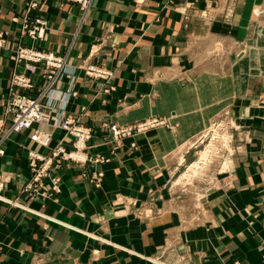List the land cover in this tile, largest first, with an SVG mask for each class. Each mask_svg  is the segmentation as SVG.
I'll return each mask as SVG.
<instances>
[{
  "label": "crops",
  "instance_id": "crops-1",
  "mask_svg": "<svg viewBox=\"0 0 264 264\" xmlns=\"http://www.w3.org/2000/svg\"><path fill=\"white\" fill-rule=\"evenodd\" d=\"M31 1L0 0V137L13 122L3 107L12 77L24 70V62L15 60L18 46L57 55L69 51L71 73L51 93L58 98L52 115L73 116L91 127L88 151L110 160L63 163L53 173L61 177V191L30 198L23 191L31 181L29 151L45 156L59 146L71 149L74 138L52 121L6 137L0 178L8 174L11 179L1 194L25 207L0 200V264H155L165 256L170 264H264V105L259 103L264 98V0H232L234 9L243 4L238 40L246 45L234 57L232 71L185 83L164 76L182 17L176 0H95L83 22L76 3L37 0L39 7L29 18L47 21L46 38L37 41L22 33ZM85 62L113 70L116 89L104 92L107 82L86 75ZM44 71L39 64L34 87L22 89L25 94L36 97L47 85ZM70 86L77 94L65 102L60 97ZM226 108L239 131L232 169L220 177L227 185L216 192L217 213L208 222L180 228L172 223L165 249L171 251L163 255L155 232L160 219L145 225L143 217L134 216L131 200L143 194L147 182L177 165L173 155ZM172 113L178 123L174 130L152 129L120 145L108 139L107 123L126 125ZM36 130L51 133L49 146L31 139ZM97 170L105 173L99 188L88 179ZM43 181L51 186L49 178Z\"/></svg>",
  "mask_w": 264,
  "mask_h": 264
},
{
  "label": "rangeland",
  "instance_id": "rangeland-1",
  "mask_svg": "<svg viewBox=\"0 0 264 264\" xmlns=\"http://www.w3.org/2000/svg\"><path fill=\"white\" fill-rule=\"evenodd\" d=\"M34 1L37 2L35 8L39 7V2L37 0H32L31 3ZM67 1L79 5L82 11L81 22H83L95 0L87 12H84L81 2L77 0ZM176 2L177 12L180 13L182 17H180L181 20L177 22V48L174 50L175 52H173V57L169 65H166L168 69L164 73L165 78L169 81L181 80L185 83L192 78L201 75H204V77L208 75L209 78L217 76L218 72L226 77L232 71L234 57H238V55L242 54L246 49L244 41L238 40V28L242 25V23H240L242 9L240 7L243 5L242 2L239 3L240 5L237 9H234L236 6L233 7L231 5L232 0H176ZM259 12L260 11H257V13ZM36 19L37 18L29 19V25L31 27L35 25ZM59 56L67 57L68 63L69 51L66 55ZM67 63L61 74L62 78H60L58 84H56L57 88L63 77L71 73L67 68ZM91 65L108 71L110 75L108 77H97L95 74L89 73L90 71L88 72L87 68ZM81 68L86 75L107 82V85L103 88L104 92H112L116 89V85L112 82L114 77L113 70L107 69L106 67L93 62H85ZM62 93H67V101L70 97L77 94L72 86ZM48 97V95L45 97L46 101L49 99ZM8 98L3 103L4 111L7 115L11 114L7 113L6 109ZM259 103L260 105H264V98L260 99ZM229 109L230 108H226L224 114L222 116H216L212 122L208 120L204 126V130L194 136L186 145H184V147L179 149L173 155L174 158H177V165H171L170 169L166 168L168 170L165 169L163 171L158 178L159 180L153 179L147 182L145 185V191H141L143 194L137 199L135 197L131 200L133 208L135 206V209H137V213L135 212L134 216L139 218L143 217L145 225L149 224V226H151L155 220L160 219L161 226L155 232L157 234V242L161 243L160 247L163 246V255H166L171 251L169 249L166 251L165 249L169 246L166 245V243L170 242V235H172V223L176 224L174 227L180 228L195 224L202 220L208 222L212 219L214 214L216 215L217 213L218 197L216 196V192L222 190L227 185L223 180H220V177L222 174H226L232 169L230 159L235 151L236 135L239 131L235 120L228 114ZM175 117L176 113H172L165 116L148 117L144 120L126 125L112 122L107 123L105 126L110 133L108 139L111 142H114L115 145H120L124 138L133 137L140 133H146L152 129H176L178 123L176 122ZM55 118L58 120L73 118L78 125L90 128L93 136L92 128L82 124L79 118L64 115L61 117L56 116ZM151 121H157V123L154 122L153 126L150 125L148 127V123L150 124ZM146 122L148 123L145 131H136L131 135L125 134L120 139H116L113 136V125L125 130L130 126L134 127ZM67 134L74 138L73 148L71 149L59 146L54 148L51 154L45 156L35 150L29 151L28 164L31 172V181L24 187L23 191L27 193L30 198L37 197L38 195H52L61 191V177H58L53 173H55L54 170L63 163H73L86 166L89 163L102 164L110 160V158L106 157L104 154L90 153L88 151V142L84 152L91 157L89 160L85 162H77L72 158H66L62 149L64 148L66 150L74 151L76 141L72 134ZM1 138L3 137H0V139ZM131 147L136 148L137 144L133 142L131 143ZM114 150H112V152H114ZM32 151L43 157V160H39V168L46 165V161L49 159L52 160L50 164L46 165V172L48 171L49 175L45 177H43V175V178L40 177L39 180H36L37 172L32 169L30 163V153ZM204 154L205 156L203 157ZM196 163H198L197 166L194 165ZM191 165H194L195 168L191 167ZM104 175L105 173L103 170H97L88 176V179L93 187L95 186L99 188L102 186ZM44 178H49L51 180V186L48 187V185L44 183ZM10 179L11 176L8 174L3 176V178H0V182H4L5 184V187L2 190L6 188L7 182L10 181ZM39 187L42 188L39 189ZM1 191V201H5L13 206L25 207L24 204L18 201L6 199L4 195L1 194ZM127 204L130 205V202L127 201L126 205ZM132 222L136 223L134 220ZM176 233H178V231H176ZM161 258L162 259H157L155 264H170L165 260L166 256Z\"/></svg>",
  "mask_w": 264,
  "mask_h": 264
},
{
  "label": "built area",
  "instance_id": "built-area-1",
  "mask_svg": "<svg viewBox=\"0 0 264 264\" xmlns=\"http://www.w3.org/2000/svg\"><path fill=\"white\" fill-rule=\"evenodd\" d=\"M83 5L84 12H87L93 4L94 0H77ZM37 6V2L34 1L30 4V7L25 18L22 33L29 35L34 41L42 40L46 38L47 21L42 18H37L35 25L31 27L29 25V13H31ZM3 37L0 36V45L3 43ZM16 62H24V70L22 72H15L12 77V83L10 86V96L6 103L7 113L13 115V122L8 132L3 138L0 139V156L5 154L3 144L5 138L13 132H19L24 129H31L35 123H48L54 122L59 128L66 131V133L72 134L75 141V150L62 149L66 158H72L77 162H85L91 157L87 155L84 150L86 149L87 142L92 136L90 128L78 125L76 120L68 118L66 120H58L56 116L52 115L57 110L56 100L58 98L51 97L52 91L56 90V84H58L61 74L65 69L67 63V57H62L54 54L53 52H45L37 50L33 47L19 45L15 55ZM39 64H43L45 67L44 76L47 78V85L40 91L36 97L28 96L23 92L22 89H29L34 87L33 75L36 74ZM85 68V66H84ZM89 73L95 74L97 77H108L110 73L100 68H96L91 65L87 68ZM67 94V93H66ZM63 93L60 99L67 101V95ZM49 96L45 102L43 99ZM59 99V100H60ZM65 105H62V110L65 109ZM60 107V108H61ZM63 113V112H62ZM155 121H151L136 126H130L128 129L123 130L116 125L112 126L113 136L116 139H120L123 135H131L136 131H145L151 125L153 126ZM157 123V121L155 122ZM136 127V128H135ZM34 142L39 143L43 146H49L52 135L49 132L36 130L32 136ZM30 163L32 169L37 172L36 180L40 177L49 175L47 173V164L52 162L51 159L46 161V165L39 168V160H43V157L36 152L30 153ZM45 160V159H44ZM42 177V178H43ZM5 187L4 182H0V191ZM263 252L262 257L264 260V245L261 247Z\"/></svg>",
  "mask_w": 264,
  "mask_h": 264
},
{
  "label": "bare ground",
  "instance_id": "bare-ground-1",
  "mask_svg": "<svg viewBox=\"0 0 264 264\" xmlns=\"http://www.w3.org/2000/svg\"><path fill=\"white\" fill-rule=\"evenodd\" d=\"M206 154V153H205ZM205 154L203 155V157L205 156ZM195 166H197L198 165V163H196V164H194ZM194 165H191V167H194L195 168V166ZM193 168V169H194Z\"/></svg>",
  "mask_w": 264,
  "mask_h": 264
}]
</instances>
